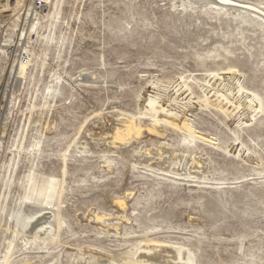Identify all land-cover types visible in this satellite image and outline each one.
I'll return each mask as SVG.
<instances>
[{
  "label": "rangeland",
  "instance_id": "374dc122",
  "mask_svg": "<svg viewBox=\"0 0 264 264\" xmlns=\"http://www.w3.org/2000/svg\"><path fill=\"white\" fill-rule=\"evenodd\" d=\"M8 2L0 264H264L259 22L208 0Z\"/></svg>",
  "mask_w": 264,
  "mask_h": 264
},
{
  "label": "bare ground",
  "instance_id": "6f19581e",
  "mask_svg": "<svg viewBox=\"0 0 264 264\" xmlns=\"http://www.w3.org/2000/svg\"><path fill=\"white\" fill-rule=\"evenodd\" d=\"M2 1L3 0H0V2H2ZM208 1L210 3V6H212L214 8L224 9V10H228V11H232V12H240V13L244 14V18H246V19L255 20V21L257 20L259 22V25L264 30V16L262 14L258 13L257 11H254V10H251V9L247 8L249 5L244 4V3H247V2H245V0L244 1L243 0H208ZM8 3H9L8 0H4V3H1V6L6 7V6H8ZM205 4H207V3H205ZM262 6H264V5H262ZM22 64H25V63L22 62ZM151 97L152 96L149 94L147 99L151 98ZM244 105H247V108L251 109L252 111H254L256 113H259L260 111L263 110V107H262V105L259 102H247V101H244ZM245 108H246V106H245ZM153 122H158V120L153 118ZM140 132H141V129H140V126L138 125V123L136 124L134 120H130V122L128 123L127 128L125 130H123L121 134H118L117 137L115 138V140H119V142L120 141L124 142L129 137L132 139L133 137L139 135ZM184 161H186V160H184ZM41 220H42V218H41ZM35 222H37V221H35ZM44 224L35 223V226H34L35 231H38L39 233H41L40 232L41 230H43V232H49L50 230Z\"/></svg>",
  "mask_w": 264,
  "mask_h": 264
}]
</instances>
